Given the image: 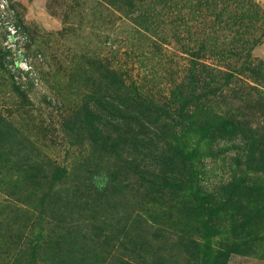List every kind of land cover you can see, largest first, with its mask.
I'll return each mask as SVG.
<instances>
[{
	"label": "rangeland",
	"instance_id": "374dc122",
	"mask_svg": "<svg viewBox=\"0 0 264 264\" xmlns=\"http://www.w3.org/2000/svg\"><path fill=\"white\" fill-rule=\"evenodd\" d=\"M113 75L144 104L178 115L180 99L193 98L187 115L242 129L210 151L203 142L201 191L217 194L244 172L233 162L247 137H264V0H0V115L16 131L0 155V264H199L187 243L195 233L169 226L189 218L187 199L173 200L171 212L130 173L115 194L91 192V182L101 190L108 171L124 166L109 145L103 152L92 143L76 115ZM116 109V121L128 122L129 108ZM97 125L104 131L105 122ZM195 129L191 145L202 141ZM56 167L67 170L59 183L51 181ZM246 215L252 223L264 216ZM231 239L218 236L213 249L225 251ZM240 240L247 255L225 264H264V227Z\"/></svg>",
	"mask_w": 264,
	"mask_h": 264
},
{
	"label": "trees",
	"instance_id": "16d2710c",
	"mask_svg": "<svg viewBox=\"0 0 264 264\" xmlns=\"http://www.w3.org/2000/svg\"><path fill=\"white\" fill-rule=\"evenodd\" d=\"M105 79L103 94L100 97H86L76 116H80L85 122V130L90 132V138L96 147L104 152L109 145L112 155L117 154L124 171H108L107 184L101 190L92 189L91 182L89 187L92 194L101 200L108 194H115L119 190V178L126 179L130 173L138 179L140 185L145 186L146 193L152 196V203L165 206L171 212L173 200L178 196L187 199L189 218L185 221L172 220L169 226L180 233L188 228L195 233L187 243L198 253L199 264H213L215 260L219 264H225L231 254L247 255L248 251H242L246 249H242L240 237H258L264 227V137L257 138L255 132L247 137L249 141L245 153L237 155L233 162L238 168L242 166L244 171L238 179L233 177L231 181L222 184L217 194H203L200 167L196 165L202 154L203 142H207L203 149L207 152L218 142L235 141L242 129L231 119H220L217 116L200 119L197 111L187 115L184 106L192 103L193 98L180 99L182 106H179L178 111L181 114L173 115L155 104H144L139 94L128 92V87L116 75ZM121 92L126 95L116 105L111 97H121ZM122 106H127L130 110L128 122L125 121L127 118L121 122L116 121V108ZM202 108L197 109L200 112ZM100 112L104 120L98 115ZM111 118L112 123H115L113 125L109 121ZM99 121L101 124L105 122L104 131L99 129ZM106 124L110 127H106ZM195 127L200 129L202 143L198 140L191 145V139L196 138L191 134L198 133ZM15 132V128L0 115V155ZM121 146H126L125 151ZM118 154L124 156L120 157ZM54 169L51 181L59 183L67 175V170L62 167ZM90 172H93L89 178L92 181L98 171ZM249 172V175L254 173L257 183L249 184L253 181ZM250 211L262 213V220L252 223L246 217ZM191 222L194 225H189ZM246 225L251 227V231ZM224 234L232 237L230 242L233 245L228 247L230 245L226 241L222 244L225 251L214 250L215 239ZM31 245V251H35L39 242H32Z\"/></svg>",
	"mask_w": 264,
	"mask_h": 264
}]
</instances>
